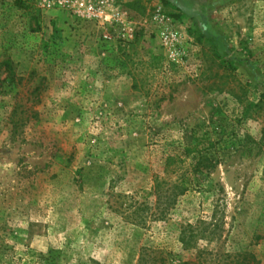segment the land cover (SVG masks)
<instances>
[{"label": "rangeland", "instance_id": "1", "mask_svg": "<svg viewBox=\"0 0 264 264\" xmlns=\"http://www.w3.org/2000/svg\"><path fill=\"white\" fill-rule=\"evenodd\" d=\"M78 1L0 0V264H181L197 221L264 264V0Z\"/></svg>", "mask_w": 264, "mask_h": 264}, {"label": "trees", "instance_id": "2", "mask_svg": "<svg viewBox=\"0 0 264 264\" xmlns=\"http://www.w3.org/2000/svg\"><path fill=\"white\" fill-rule=\"evenodd\" d=\"M1 70H3L7 75V78L11 79V81H16V67L10 58H7L0 63V71ZM216 164L217 163L213 158L202 156L196 163L195 171L197 172V170H201L202 168L209 170L215 168ZM164 185H168L167 190L164 189ZM188 190L187 186L182 183L174 182V179L166 181L157 178L156 193L159 216L163 218L167 216L171 208L175 207L178 200L185 196ZM209 226L210 225L206 224L204 221H197L194 224L188 223L182 226L183 229L180 232L179 242L185 251L195 249L197 255L195 256L194 261L183 262L181 264H260L256 255L250 252L224 254L218 251L216 253H208L197 249V244H199L200 241L211 240V236L215 234L214 230ZM156 253L163 252H153L149 249H141L137 264H158ZM160 264H165V261Z\"/></svg>", "mask_w": 264, "mask_h": 264}, {"label": "built area", "instance_id": "3", "mask_svg": "<svg viewBox=\"0 0 264 264\" xmlns=\"http://www.w3.org/2000/svg\"><path fill=\"white\" fill-rule=\"evenodd\" d=\"M78 9L84 11L86 14H88L91 18L95 19H105V9H106V3L100 2L99 4H96L92 2L91 0H81L77 2ZM163 40L165 42L166 46H174L176 41V35L175 33H164L163 34Z\"/></svg>", "mask_w": 264, "mask_h": 264}]
</instances>
